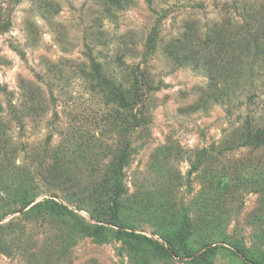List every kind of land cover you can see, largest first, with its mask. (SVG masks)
<instances>
[{"label":"rangeland","instance_id":"obj_1","mask_svg":"<svg viewBox=\"0 0 264 264\" xmlns=\"http://www.w3.org/2000/svg\"><path fill=\"white\" fill-rule=\"evenodd\" d=\"M110 1L20 0L0 34V102L17 149L9 189L0 185V264H264V199L253 184L264 145L240 147L234 135L249 115L264 125V72L240 99L206 97L210 76L229 81L240 58L235 3L264 29V0H128L108 9ZM183 34L194 59L178 63L166 48ZM149 36L156 50L146 61ZM93 61L127 85L135 66H148L159 89L132 106ZM128 136L112 221L111 168ZM27 193L77 217L19 210L15 197ZM82 221L101 225L102 236L85 234ZM118 229L127 233L117 238Z\"/></svg>","mask_w":264,"mask_h":264},{"label":"trees","instance_id":"obj_2","mask_svg":"<svg viewBox=\"0 0 264 264\" xmlns=\"http://www.w3.org/2000/svg\"><path fill=\"white\" fill-rule=\"evenodd\" d=\"M20 0H0V34L8 33L13 27V17L15 6ZM128 0H111L108 9H122L126 7ZM149 5L152 4V0H146ZM235 8L240 9V19L234 21L236 28L238 29L235 33L236 36V48L238 51L237 56L240 57L235 61L236 68L232 73L229 81L224 79L217 80L214 75L210 76V79L213 80V83L207 85L206 97L211 99H219V101L226 103L232 101V99H240L241 95L244 93L251 92L253 88H256V77L264 72V70L257 71L255 69V64H264V29L262 27H257L250 21V12L251 9L245 3L236 2ZM32 29V28H30ZM155 29V28H154ZM33 33V32H32ZM185 34L178 37L173 41V44L167 46L166 51L168 55L175 62H191L192 59L188 56L187 48L185 43H187V38ZM209 37V34L207 35ZM187 38V39H186ZM155 36H149L147 41V53L146 61H148L149 55L155 52ZM180 45L184 46V50L180 49ZM11 47L15 50L23 59H26L25 50L15 43H11ZM191 50V49H190ZM190 52V51H189ZM202 59L197 58L195 62L192 63L193 67L200 69L202 68L201 63ZM94 68L99 76L104 79L103 81L115 92L117 96L121 99H132V106H134L139 99H147V94L149 92L159 89V85H156L154 78L151 76L148 66L145 69H139L140 65L135 66L137 69L135 77L132 80L131 85H127L125 81L116 82L115 77L112 74H106L101 72L100 63L93 61ZM216 79V81H214ZM4 93L7 94L8 91L4 87ZM14 112L17 113L18 108L16 105H12ZM23 106V104H22ZM5 107L0 102V185L1 188L8 190V172L6 170L10 167V162L8 156L13 155V152H16L17 149L14 146H11V137L8 136L5 129L4 122V111ZM234 135H237V144L238 146H250L253 148H260L264 145V125H257L253 121V116L249 115L246 117L245 123L240 125L235 131ZM131 144L130 136L125 140L124 146L120 152L118 160L112 165L111 173L116 178V189L113 192L112 199V209H111V220L114 221L119 216V208L117 207L118 198L123 193V188L121 184V178L123 175V170L129 161V148ZM9 146L6 149V146ZM7 158V165L4 166V160ZM6 172V173H5ZM5 173V174H4ZM257 180L253 182L255 188L262 193V199H264V170L261 173H257ZM19 198V199H18ZM22 202V206L19 210H22L26 207H29V210L39 209L41 207L46 208L53 214L64 215L68 214L73 218H76L77 215L70 210L67 206L62 203H57L53 199H42L40 201H35L34 198L29 197L28 193L22 194L15 197L14 202ZM8 206V205H6ZM18 210V209H13ZM81 229L85 234H90L95 237H101L103 234L102 226H98L94 230H90L87 226L83 224V221L80 222ZM127 233L122 229L115 231V237L120 238L122 234ZM134 234V233H129ZM179 253H177L178 255Z\"/></svg>","mask_w":264,"mask_h":264}]
</instances>
